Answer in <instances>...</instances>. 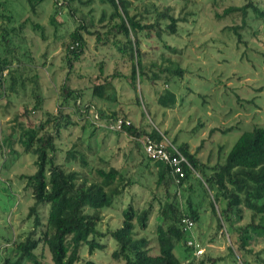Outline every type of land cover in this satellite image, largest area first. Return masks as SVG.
Returning a JSON list of instances; mask_svg holds the SVG:
<instances>
[{"label":"rangeland","instance_id":"obj_1","mask_svg":"<svg viewBox=\"0 0 264 264\" xmlns=\"http://www.w3.org/2000/svg\"><path fill=\"white\" fill-rule=\"evenodd\" d=\"M58 1L62 7H58L55 14L56 0H0V56L10 60L12 69H18L22 76L37 75L40 91L46 98L43 108L35 111V99L32 101L31 96H18L11 105L1 99L0 139L8 133L15 113L27 110L26 113L37 123L39 119H46L48 111L58 112L65 82L81 93V99L94 102L99 109L108 112L117 110L119 113L123 110L136 126H144L147 130L156 127L166 132L165 140L168 142H187L193 150L200 148V157L206 163L215 164L223 160L244 131L255 124L264 126V14L255 12L252 7L245 15L239 11L224 14L228 7L243 6L248 1H254L264 10V0H132L131 13L143 12L147 17L143 22L155 20V10L147 12L154 6H170L172 14L180 21L174 34L166 31L162 37H149L141 33L148 76L144 77L142 85L139 79L136 81V89L126 78L113 77L111 80L116 91L112 93L111 101L93 96L91 86L116 72L129 75L133 69L130 57L113 46L115 37L112 33L108 44L103 42L110 23L117 20L110 19L112 8L100 0H74L72 9L67 6L66 0ZM33 6H36V11H33ZM104 10L106 16L102 21ZM53 15L54 22L51 20ZM82 21L91 32H99L103 41H99L96 34L84 30L87 44L84 54L69 67L65 59L66 44L70 33ZM35 24H40L42 28H35ZM236 30L241 34L240 40ZM118 37L121 38V35ZM176 63L183 69V75L176 77L171 74L166 80L168 73L162 72L161 79L152 80L154 72L161 73L160 68L172 67ZM31 87L30 82L27 84L28 95ZM169 91L176 94L177 101L165 107L158 98ZM137 94L143 106L136 104ZM74 100H70L66 112L79 121L77 112L72 111ZM95 111H91L89 120L76 122L63 132L60 142L63 151L56 159L64 163V150L77 143L78 148L86 153L90 166L94 167L93 173L96 167L116 166L126 173V177L134 180L135 183L126 188L113 207L103 209L100 227L105 230L120 226L122 211L130 202L141 209L154 200L152 191L156 185V169L154 161L146 155L145 140L142 142V138L119 130L111 131L108 125L101 126L102 123L95 119ZM93 122L99 126L93 127ZM15 148L22 151L18 143ZM8 154H12L9 148H0V264L6 257L12 256L14 240L24 239L34 226V218L29 217L34 201L32 191L20 175L36 171V156L27 153L15 157L12 162L8 160ZM68 167L87 171L78 161H72ZM199 175L195 173L182 187L185 188L183 203L190 184L197 187L195 193L200 192L197 184ZM193 199L198 201L195 196ZM154 203L156 209L148 228H138V233L150 238L152 253L157 254L159 247L154 229L158 221V203L156 200ZM203 206L202 220L192 228V233L204 252L190 257L189 261L204 259L207 261L205 264H213L215 259L216 264H242L238 249L240 230L229 231L226 222L219 226L218 215L211 213L208 199L203 201ZM43 217L46 220L45 208ZM250 221L251 212L245 209L243 218L237 223L243 226ZM102 240L106 243L105 248L96 249L91 254L88 246H84L83 256L94 259L98 264H123L122 260L112 255L115 241L108 237ZM248 247L253 249L250 253L253 262L258 261V254L264 259V237L257 236ZM36 252L44 264H53L48 249L43 251L39 247ZM175 253L186 262V252L181 245L176 246Z\"/></svg>","mask_w":264,"mask_h":264},{"label":"trees","instance_id":"obj_2","mask_svg":"<svg viewBox=\"0 0 264 264\" xmlns=\"http://www.w3.org/2000/svg\"><path fill=\"white\" fill-rule=\"evenodd\" d=\"M72 2L74 0H66L67 6L71 9ZM100 2L112 8L110 19L117 18L115 23H110L109 31L105 36L106 40H102L103 36L99 32H91L82 21L69 35L65 59L69 67L81 59L87 46L84 30L96 34L97 39L106 42L105 44H108L110 33H112L115 37L113 46L130 57L133 69L129 75L116 72L105 76L102 81L91 86L93 96L111 101L112 93L116 91L114 81L111 80L113 77L126 78L136 89V81L139 79L138 82L142 85L146 79L144 77L148 76L144 63L145 53L141 46V33H146L149 37L153 35L162 37L166 31L174 34L177 32L180 19L172 14L170 6H154L152 10L148 8L150 11L147 10V12L155 10L157 13L155 20L147 23L143 22L144 18H147L143 12L131 13L132 0H100ZM58 3L59 1L56 0L55 14L57 8L62 7ZM249 7L259 14H264V10L254 1H248L243 6L228 7L224 14L239 11L245 15ZM32 9L36 11V6ZM105 16L104 10L102 21ZM51 20L55 21L54 15ZM21 26L20 28L23 27ZM35 28L41 29L42 26L35 24ZM42 34L44 37V31ZM236 34L240 40L241 34L237 30ZM118 35H121V38ZM102 72H104L103 68ZM160 72H154L152 80L161 79L162 72L168 73L166 80H169L171 74L176 77L184 74L178 63L172 67H162ZM22 75L23 73L18 69H12L10 60L0 56V100L5 99L8 105H11L12 100L17 99L18 96H31L32 101L35 99L33 110L42 109L46 98L40 91L37 75L35 77ZM30 82L33 87L28 95L27 84ZM80 97L81 93L65 82L58 112L48 111L46 119H39L37 123L30 114L26 113L27 110L15 113L10 121L8 133L0 139V148L7 147L12 153L8 154L9 161L13 162L17 157L27 153L36 156L34 160L36 171L32 174L20 175V178L25 180L26 187L31 188L32 191L34 201L30 206L29 217L34 218V226L24 239L14 240L12 243L14 246L11 249L13 254L6 257L3 264H44L36 252L39 247L43 251L48 249L53 264H98L94 259H86L82 250L84 246H88L89 253L92 254L96 249L105 248L106 243L102 239L106 237L115 241L112 255L115 259L122 260L123 264H205L207 261L204 259L199 262L189 261L190 257H197L194 253L195 245L189 244L190 240H195V236L192 230L184 227L183 218L192 219L195 225L200 222L202 210H204L203 201L207 199L211 213L218 215L219 226L226 222L229 225V231L240 230L241 243L238 249L242 264H264V259L259 254L258 261L251 260L250 253L253 249L248 247L257 236L264 237L263 125L255 124L250 130L244 131L226 157L215 164L203 162L200 157V148L193 150L187 142L178 144L176 140L172 141L171 144L178 148L189 163L182 164L185 172L182 177L175 172L171 164L155 160L146 153L148 158L154 161L153 167L156 169L154 173L156 185L152 191L154 200L141 209L130 202L122 211L123 220L120 226L103 230L100 227L103 209L113 207L126 188L135 182L132 178L126 177V173L116 166L96 167L93 173L94 167L90 166L86 153L78 148L77 143L64 150L65 162H58L56 156L63 151L60 145L63 132L76 122L89 120L93 109L96 110L93 113H97L95 119L102 123L101 126L114 124L122 119L123 128L119 131L142 138L141 141L150 137L156 142H162L166 138V132H161L156 127H152L151 130L143 128L144 126L138 127L125 111L108 112L97 108L94 102L84 101ZM72 98H75L72 111L77 112L79 121L66 112ZM135 99L137 105L143 106L139 94ZM158 101L168 107L176 103L177 96L173 91H169L160 95ZM92 125L99 126L94 122ZM92 133L93 130L90 134ZM16 143L21 146L22 151L15 148ZM72 161L80 162V166L87 171L68 167ZM195 173L200 174L197 181L200 192L195 193L197 187L195 184H190L187 188L188 195L183 203L185 188L182 187ZM178 178L180 181H177ZM193 194L198 201L193 199ZM155 200L158 203V221L154 229V237L159 247L157 254L152 253L150 238L138 233V228L143 230L148 228L151 215L156 209ZM43 208L47 210L46 220L43 217ZM245 209L251 212V221L239 226L237 222L243 218ZM257 218L260 220L256 221ZM178 245H181L186 252V262L175 253ZM230 250L234 254L232 247ZM212 261L213 264L217 263L215 259Z\"/></svg>","mask_w":264,"mask_h":264},{"label":"built area","instance_id":"obj_3","mask_svg":"<svg viewBox=\"0 0 264 264\" xmlns=\"http://www.w3.org/2000/svg\"><path fill=\"white\" fill-rule=\"evenodd\" d=\"M108 127L113 131L121 130L123 128V120L119 119L116 123L108 125ZM144 148L148 156L154 158L155 160L168 162L173 166L175 172L179 173L181 177L185 175L182 164L184 162L187 164L189 163L184 155L176 146L172 145L171 142H168L167 140L156 142L152 138L147 137L144 143ZM177 181H180V178H178ZM183 224L185 225L184 227L189 230H192L195 226L194 221L188 217L183 218ZM189 244L195 245L194 253L197 256L203 254L204 249L196 240H190Z\"/></svg>","mask_w":264,"mask_h":264}]
</instances>
